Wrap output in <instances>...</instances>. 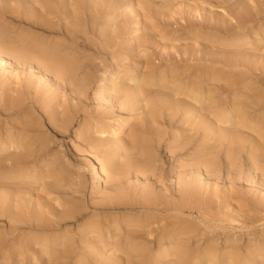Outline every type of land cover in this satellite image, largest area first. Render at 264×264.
Wrapping results in <instances>:
<instances>
[{
    "label": "rangeland",
    "instance_id": "rangeland-1",
    "mask_svg": "<svg viewBox=\"0 0 264 264\" xmlns=\"http://www.w3.org/2000/svg\"><path fill=\"white\" fill-rule=\"evenodd\" d=\"M46 1L54 12L43 7ZM9 3L15 13L6 24L13 31L42 37L71 31L67 36L80 50L74 65L83 71L69 83L43 66L0 61V142L12 136L20 145L0 150V177L7 182L0 187L6 199L0 231L12 214L21 219L5 241L11 255L0 254V264H167L159 250L176 241L193 254L208 246L225 258L236 251L246 262L250 250L264 247V150L253 151L264 145V0ZM241 15L248 21L240 23ZM112 80L136 93L110 94ZM12 94L20 106L8 109ZM195 100L198 115L189 112ZM151 101L159 107L156 119ZM233 104L249 119L238 123L232 111L233 119L215 131L213 113ZM192 122L204 125L196 144H217L224 133L231 147L229 158L225 149L219 152L210 179L201 169L202 205L154 207L146 197L154 189L151 178L130 172L121 179L102 169L129 158L125 143L112 135L123 125L119 135L126 146L134 139L161 143L155 180L161 175L175 183L182 173L164 146ZM231 136L239 139L234 143ZM29 150L38 152L27 166L1 169L11 155ZM103 197L110 200L101 205Z\"/></svg>",
    "mask_w": 264,
    "mask_h": 264
},
{
    "label": "bare ground",
    "instance_id": "bare-ground-1",
    "mask_svg": "<svg viewBox=\"0 0 264 264\" xmlns=\"http://www.w3.org/2000/svg\"><path fill=\"white\" fill-rule=\"evenodd\" d=\"M1 1H3L5 4L0 5V61L4 60V58H7L8 60H14V62L20 65L35 64L43 66L46 71L52 72L55 78L68 79L69 83H71L74 74L78 73L79 71H83V69H80V67L74 65V62L79 60L78 56L80 57V50L73 37L67 36V33L72 35V32L46 31L49 32L47 33L48 35L42 37L34 36L31 34V31H24L23 29L19 31H13V27H10L8 24H6L8 22L12 24L11 20L14 18V9L7 5L9 2H11V0ZM43 7L46 10L49 9L48 11H50V13L54 12V9H51V6L49 3H47V1L44 3ZM238 21L240 23H244L248 20L246 17H244V15H241L238 16ZM44 24H46V22H44ZM104 78L105 76L102 79ZM112 82L113 83L109 88L111 89L110 94L111 92H114V95L118 96L125 92L124 89H132L131 91L133 94L136 93L135 88L128 87L127 83L125 82L120 80H112ZM8 96L9 97L7 98L9 101L5 104L6 108L14 109L15 106H20V101L14 99L13 94ZM197 102H199V100L193 101L194 106L190 107V113H195L196 115L200 113L197 110ZM168 103L170 104L169 101ZM121 105L123 106V103ZM232 111L238 112V123H243L249 119L245 110L236 104H233V106L228 111L218 109L215 113H213V121L216 129L215 131L219 132L220 129L223 128V124L233 119L231 114ZM150 112L154 119L159 116V107H157V103L155 101L150 102ZM68 124L69 123L67 122L66 126H68ZM203 126L204 125L202 123H199L198 127L194 126V123L192 122L191 128L182 132L178 140L174 139L173 143L167 142L164 146L167 150V153L175 160L179 171L182 173L177 178L175 183H167L161 175L158 179L159 182H157V179L155 180V175L157 176V174L160 173V164L161 162L163 163V160L161 161L158 158V155L160 154V152H158V147L161 145V143L158 142L155 144H147L143 141H139L138 139H134L130 142L129 146H126V141L122 140L119 135L123 130V125L114 129L112 131V135L117 139V141H119V143H125L123 149L125 150L126 154H128L129 158L122 165H102V169L112 171L113 174L117 175V177L121 179L130 172L140 175L141 178H144V181L151 178L154 189H152L153 191L147 192L146 197L148 200L150 199L153 201L152 204L154 207L159 205L160 207L167 210H182L184 208L192 209L197 205L200 206L203 204L201 182L206 180V178H202L203 171H205L208 179H210L209 177L214 176V174L217 172L218 158L220 156L219 152L222 149H225V152H227V158H229L231 155V153L230 155L228 154L231 147L225 143V138L228 137V134L219 133L216 140L217 144L214 145L205 143L196 144L194 142L195 137L203 128ZM175 136L176 134H172V139L173 137L175 138ZM230 138L234 143L239 139L236 136H231ZM19 146L20 145L13 140L12 136H8L6 141L0 142V150H10L11 148L17 149ZM122 147V144H120L117 151L122 149ZM263 150L264 145H254L253 151L261 152ZM36 153L35 150H29V152L26 154L18 153L14 154L13 156L11 155L12 157L10 156L8 160L3 161L4 164L1 165V169H7L10 170V172H14L17 169L23 168L28 165L26 163L32 160ZM211 154L213 156H211ZM201 169H203V171H201ZM6 185L7 182L4 181L2 177H0V187ZM158 187L161 188L158 189ZM4 196H6V194H4ZM3 198L4 197L0 195V202H2L0 204V208L5 207L4 200L6 199L4 198V200H2ZM102 200L103 202L101 205H104L110 200V197H103ZM12 216L13 217L10 216L11 223L7 227V230L0 231V254H4V256L7 258H9V255L11 254L6 250L8 245L5 244V241L11 240L12 237L10 236L18 228L17 220H21L18 218V216L15 217L13 214ZM169 239L173 240L176 239V237ZM182 243L184 242L176 241L175 244L177 245L175 247L160 248L158 256L160 258H168L169 261L167 264H193L187 261L191 260V258L196 260L194 264H203L208 258V262L210 264H235L238 262L240 264H262V262L260 263L258 261V257H261L264 260V247L257 248L256 250H250L248 252L250 257L248 260H246V262H242L238 252L236 251H229V258H225L224 254L219 256L213 251L211 246H208L207 250L202 255L200 253L193 254L190 253L188 248Z\"/></svg>",
    "mask_w": 264,
    "mask_h": 264
}]
</instances>
